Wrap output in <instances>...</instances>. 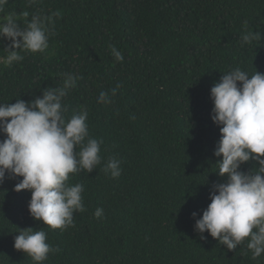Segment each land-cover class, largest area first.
I'll return each mask as SVG.
<instances>
[{"label": "trees", "instance_id": "trees-1", "mask_svg": "<svg viewBox=\"0 0 264 264\" xmlns=\"http://www.w3.org/2000/svg\"><path fill=\"white\" fill-rule=\"evenodd\" d=\"M25 11L28 20L61 15L53 17L46 53L21 52L23 61L0 64V103L32 101L61 86L64 73L82 76L64 98L66 116L87 107L90 135L103 140L102 159L91 173L70 175V183L85 186L86 210L74 213L75 226L66 231L35 220L31 192L14 190L22 177L6 175L0 264H33L14 248V237L29 227L44 230L58 249L44 264H264V254L253 260L246 242L228 250L194 228L213 186L227 180L217 172L222 156L214 155L221 133L211 118V88L235 67L264 73V38L243 46L240 40L245 21L264 37V0H8L0 18ZM19 23L26 26L22 16ZM9 44L0 39V56ZM101 91L114 102L98 103ZM109 157L121 160L118 178L103 171ZM256 166L249 161L241 170Z\"/></svg>", "mask_w": 264, "mask_h": 264}, {"label": "clouds", "instance_id": "clouds-1", "mask_svg": "<svg viewBox=\"0 0 264 264\" xmlns=\"http://www.w3.org/2000/svg\"><path fill=\"white\" fill-rule=\"evenodd\" d=\"M8 0H0V12ZM31 4L38 0H30ZM52 15L36 14L28 20L29 13L20 16L7 13L0 18V39L10 44L0 56V64L11 67L23 61L25 53H46L49 36L54 34ZM21 16L25 27H21ZM259 31L250 30L245 21L241 46L260 42ZM115 61L123 62L124 56L110 45ZM63 84L43 89V95L32 101L23 99L15 103H0V184L6 175L22 177L14 190H29L30 215L52 229L66 231L74 227V213L84 212L82 183L69 182L70 175L86 171L91 173L101 164L103 140L90 135L87 123L89 111L81 105L66 116L68 107L63 103L69 91L77 87L82 76L64 73ZM120 85L111 90L114 97ZM214 102L212 120L220 126V140L214 155L221 157L218 175L227 177L217 183L210 193L211 202L196 219L194 228L201 239L207 231L219 244L235 250L245 244L255 260L264 254V73L256 70L252 75L240 67L224 73L211 88ZM108 92L101 91L98 103L112 104ZM254 161L258 166L245 172L241 166ZM105 174L118 178L122 174L121 160L109 157L103 166ZM103 216V209L94 213ZM197 212L192 216L196 218ZM14 248L31 257L33 264H44L49 253L57 248L47 243L44 230L29 227L14 237Z\"/></svg>", "mask_w": 264, "mask_h": 264}]
</instances>
